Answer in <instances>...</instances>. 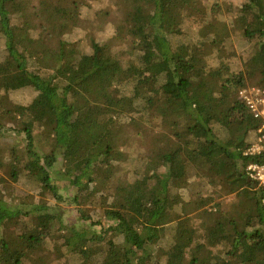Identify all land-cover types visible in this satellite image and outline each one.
Wrapping results in <instances>:
<instances>
[{
  "label": "trees",
  "instance_id": "1",
  "mask_svg": "<svg viewBox=\"0 0 264 264\" xmlns=\"http://www.w3.org/2000/svg\"><path fill=\"white\" fill-rule=\"evenodd\" d=\"M262 5L240 0L208 50L218 0H0V264H264L256 131L237 101L264 88ZM111 9L132 22L107 25ZM137 136L154 148L135 159Z\"/></svg>",
  "mask_w": 264,
  "mask_h": 264
},
{
  "label": "rangeland",
  "instance_id": "2",
  "mask_svg": "<svg viewBox=\"0 0 264 264\" xmlns=\"http://www.w3.org/2000/svg\"><path fill=\"white\" fill-rule=\"evenodd\" d=\"M36 1L38 2L40 0H36ZM200 1L203 4L209 5L215 0H200ZM239 1L240 0H218L219 5H220V7L222 8V10L224 12L225 19L223 21L214 22L215 25L213 26L212 29L209 28V29L205 30V35H206L205 37L206 38H205V41H204V46L208 50L210 48L212 49V42L211 41H212L213 37H215L216 39L217 38L224 39L223 37L227 33V30L229 32V22H228L227 19L228 18L234 19V20L238 19L237 18L238 14L236 13L234 8H235V5ZM8 8H9V10L11 12V17H12L13 20H16L17 18H19L22 15V13L18 9H16L13 6V4L8 5ZM95 8L100 9V10H105V7L101 6L100 4L98 6H95ZM262 9L264 11V5H262ZM133 17H134V13L131 12V11H127V12H124V13H122V12L118 13L114 9H111L110 19H109L108 22H106V24L107 25L109 24L111 26L112 25L114 26V24L125 23V22L127 24H130L132 22V18ZM111 30H112V28L110 26H108V30L107 31L110 32ZM40 36H41V33L38 31L35 34L34 39L31 41L32 42L31 43L32 44L31 48L34 47V44H37L36 43V41H37L36 39H38ZM205 50L202 51L201 56L198 59V65L201 66V67H205L206 64H207V58L204 57ZM109 56L110 55L106 54V56L104 58L105 59H110ZM111 73L112 74L114 73V75L111 76L112 74H109V73H108V75H105V74L102 75V78L104 79L105 84H107V85H110V84L115 83V82H119V80L122 79V77H123V74H122V71H121L120 67L118 69L113 67L111 69ZM200 74L205 76L203 69L200 70ZM209 80H210L209 78L204 79V83L209 82ZM247 86H251V85H247ZM135 147L136 148H129V151H128V152H130L133 155V157L135 159H138L140 157V155H146V154L148 155V153H151V151L154 148L152 146V142L150 141V139L149 140H147V139L145 140V139H143L142 137H139V136H137V141H136ZM180 166H182V165H180L179 162L175 160L173 162V165H172V170L174 172H177L179 170ZM185 171H186V177H188L189 180L187 178H185V177H179V181L182 182V186L185 187V185H188L187 189L191 193L194 192L195 194L203 195L204 197H208L211 194V186L206 182V179H208V177H206L205 180L198 179V178H196L195 172L192 169H186V170H184V173H185ZM1 174H2V172L0 171V175ZM65 186H67L66 182H63V183L60 184V187L62 189H64ZM70 191L71 190H68V192H67L65 190L64 192H66V193H64V194L66 196H68L71 193ZM62 208L65 211V212H63V211L62 212L65 213L66 223L67 224H70V223L72 224V223L78 221L77 219H80L79 215L77 213H75L73 207H62ZM216 216H217V220L219 222L224 220V216L222 215V212L220 214H217ZM73 225H74V228H75L76 227L75 223ZM0 229L2 231H5V232L9 231V223H2V225H0ZM99 230H100V227H99ZM80 231L88 233V236L93 233V232H90V230H88V229H83V230L81 229Z\"/></svg>",
  "mask_w": 264,
  "mask_h": 264
},
{
  "label": "built area",
  "instance_id": "3",
  "mask_svg": "<svg viewBox=\"0 0 264 264\" xmlns=\"http://www.w3.org/2000/svg\"><path fill=\"white\" fill-rule=\"evenodd\" d=\"M237 101L254 124L256 140L249 145L244 156L247 174L256 181L258 187L264 188V88L247 86L237 93ZM252 158V160L250 159Z\"/></svg>",
  "mask_w": 264,
  "mask_h": 264
}]
</instances>
